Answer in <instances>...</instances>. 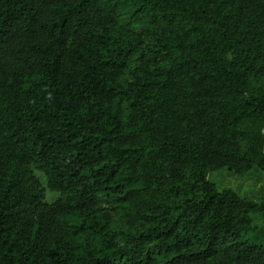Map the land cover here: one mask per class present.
Wrapping results in <instances>:
<instances>
[{"label": "trees", "instance_id": "trees-1", "mask_svg": "<svg viewBox=\"0 0 264 264\" xmlns=\"http://www.w3.org/2000/svg\"><path fill=\"white\" fill-rule=\"evenodd\" d=\"M263 76L264 0H0V264H264Z\"/></svg>", "mask_w": 264, "mask_h": 264}, {"label": "rangeland", "instance_id": "rangeland-1", "mask_svg": "<svg viewBox=\"0 0 264 264\" xmlns=\"http://www.w3.org/2000/svg\"><path fill=\"white\" fill-rule=\"evenodd\" d=\"M248 90L250 94L264 98V76L261 79H251L248 83ZM262 134L264 135V129ZM34 174L45 187L42 175L37 171H34ZM208 179L219 192L228 190L235 193L240 199L254 203L264 198V174L256 169L250 170L243 177H237L226 169H220L209 173ZM56 197V194L45 192L47 203L52 202ZM250 220V225L252 228H256V231L248 237V240L250 243L264 248V221L257 215H252Z\"/></svg>", "mask_w": 264, "mask_h": 264}]
</instances>
